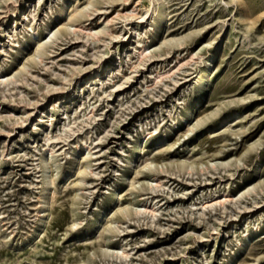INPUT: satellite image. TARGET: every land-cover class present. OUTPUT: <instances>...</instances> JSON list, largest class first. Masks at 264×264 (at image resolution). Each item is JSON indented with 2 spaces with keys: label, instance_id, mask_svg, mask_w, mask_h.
Returning a JSON list of instances; mask_svg holds the SVG:
<instances>
[{
  "label": "rangeland",
  "instance_id": "obj_1",
  "mask_svg": "<svg viewBox=\"0 0 264 264\" xmlns=\"http://www.w3.org/2000/svg\"><path fill=\"white\" fill-rule=\"evenodd\" d=\"M68 1L0 0V264H264V0Z\"/></svg>",
  "mask_w": 264,
  "mask_h": 264
},
{
  "label": "bare ground",
  "instance_id": "obj_2",
  "mask_svg": "<svg viewBox=\"0 0 264 264\" xmlns=\"http://www.w3.org/2000/svg\"><path fill=\"white\" fill-rule=\"evenodd\" d=\"M107 3L109 4H117V3H121L122 5L129 0H105ZM94 2L95 0H90L88 2V4L84 7V8H79L76 4L78 3V0H69L65 5L64 8L62 9L61 13H63V17L62 19L66 20L68 19L69 23H72V25H69V27H73L74 24L78 23L81 19L86 18L90 15L87 16V13L89 12V9L91 7L94 6ZM152 6H153V11L150 14V18L152 19V24L151 26L154 27V31L153 32H148L146 34V37L148 40L150 41H157L160 38V34L164 33L165 28H166V23H167V18H168V13L166 8L161 4V0H150ZM231 3H236V4H241V0H231ZM149 14V13H148ZM247 12H243L240 16V20L241 22L247 21ZM157 19H160V22H157ZM110 21H107V24ZM76 26V25H75ZM76 29V27H75ZM108 29H106L107 31ZM56 32H60V30H57ZM56 32L53 33V35H56ZM103 32H97L94 36H98L100 34H102ZM40 35L39 31H35L32 33L33 38L31 39L30 42H27L26 44H24L22 47H27L30 48L32 42L37 39V37ZM163 39V38H162ZM167 43H171L170 40H163L162 44L165 45ZM44 45L45 43H39L37 50H36V56L38 58H42L44 56ZM148 48H145L144 43H140L139 47H137V50L139 52V55L143 56L145 54V52L147 51ZM28 49H26L27 51ZM218 50V47H217ZM215 56L216 53L211 52L205 59H203V67L204 69L197 74V81L195 84L201 85L203 82L207 81L214 72L215 69V65H214V61H215ZM108 66V65H107ZM106 66V67H107ZM80 83H82V85L86 84L87 82H84L83 80L80 81ZM202 98H204V92L201 95ZM202 105V101L199 103V106ZM198 109V107H194L193 110L191 111V113H189L190 115H193L194 112ZM237 116V112H232L228 115V118H225L223 120H221V125H225L228 121L232 120L233 118H235ZM49 141V140H47ZM53 154H54V148H49L48 149V157H46L44 159V165H45V170H47L49 167L47 165L48 161L50 159L53 158ZM78 154V153H77ZM144 154L143 152V148L139 149V158L137 161H129L128 162V167L127 169L131 171V169L136 168L137 164L135 162H139V159L141 157V155ZM152 163H149L147 165L144 166V168H149L151 167ZM87 168L85 167L84 169L81 168L80 164L76 162V157L72 158V168L68 171L69 173V178L71 179L73 177H75L76 175L79 174H87ZM55 185V180L52 177H48L45 183V190L44 192L49 191V189H51L53 186ZM116 200H121L125 197L124 192H118L116 193ZM112 205V204H111ZM50 212H51V207H49L48 210L43 212V217H42V225L40 228V233L38 236L42 235V233L46 232V224H45V220H47L50 217ZM104 212V215L100 217L99 219V225L102 226L105 222L104 217L113 214L115 215V213H119L121 215L124 216H128L131 211L128 208L125 207H119L118 209L115 210V208H113V206H110L108 209L102 211ZM78 226L77 223H75L73 225V228H76ZM123 253V252H122Z\"/></svg>",
  "mask_w": 264,
  "mask_h": 264
}]
</instances>
